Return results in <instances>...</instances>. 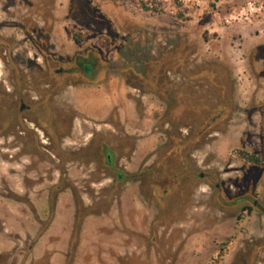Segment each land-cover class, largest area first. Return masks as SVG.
<instances>
[{
	"label": "rangeland",
	"instance_id": "374dc122",
	"mask_svg": "<svg viewBox=\"0 0 264 264\" xmlns=\"http://www.w3.org/2000/svg\"><path fill=\"white\" fill-rule=\"evenodd\" d=\"M167 54L196 111L171 123L166 82L141 80L164 74ZM76 57L104 72L56 83L50 106L72 132L16 136L14 70ZM53 80L29 102L52 96ZM93 134L128 175L114 194L112 177L83 167L103 157L70 155L89 153ZM262 153L264 0H0V264H264V157L248 162Z\"/></svg>",
	"mask_w": 264,
	"mask_h": 264
},
{
	"label": "flooded vegetation",
	"instance_id": "af4514ba",
	"mask_svg": "<svg viewBox=\"0 0 264 264\" xmlns=\"http://www.w3.org/2000/svg\"><path fill=\"white\" fill-rule=\"evenodd\" d=\"M171 60V54H167L166 62L164 64V74H156V70L155 72L150 71V73L148 72L146 75H141V80L145 82V86L149 85L157 87L158 83L161 84L162 81L166 82V89L164 90L162 97L166 106V115L170 119L167 120L168 123H171L172 117H174V119L178 117L179 121L183 120L184 117H187L186 113L189 111V109L193 113L196 112L193 107H190L188 105L187 96L185 94L187 93V91H183L180 86L176 88V86L174 87V85L171 83L173 73ZM74 65L75 67L67 69L58 67L57 69H53V71L43 68L40 70L41 73H27L28 77H25V75L20 72L21 70L19 71L20 73L17 69L14 70V82L18 84L19 88H17V90L20 91L18 96L19 99L16 101H11L8 106L7 125L10 131L15 132L16 136L18 137L22 136V138H27L29 135L34 136L35 133L31 131H35L37 134V138L41 139L40 136L42 135L43 138L46 137L47 139H49V141L60 140L68 137L67 135L70 134L73 130L74 118L73 120H71V118L68 116L59 115V111H53L50 106L53 96L55 95L54 90L56 87V83H58V87H60V85L62 84L64 85L70 81H74V79H80V81L84 83H94L96 79L102 77L104 72V68H99V65L93 61L92 57H76L74 59ZM157 76H159V79L157 78ZM162 76L165 77L163 78ZM49 79H54L53 81H50V83H48H54L51 85V87H49L53 89L52 96L48 94L45 96L40 95L39 98L37 96V99H33V102L30 103L29 97L30 94H33V91L30 92L29 89L31 88L33 90V84L35 82L40 86L49 81ZM10 87L12 88V86ZM23 90L26 92V95H24V97L22 95ZM157 91L158 93H160V88L157 89ZM8 92L12 93V90H9ZM29 123L32 125L28 126ZM91 139L92 140L88 145V149H90V152L88 151L89 153L84 155L80 153L70 155L72 158L75 156L79 157V164H83V161L86 159L92 160L95 157H103V167H99L96 164L85 163L83 164V167L89 168L91 175L94 174L105 177H112L113 180H111L112 182L111 185L108 186L107 192H109L110 194H114L119 190L120 185L125 181L128 175H126V173L123 171V168L119 167L116 164L117 154L113 151V149H111V147H109V145L106 144V142H100V147L98 148L97 145L95 146L92 144L96 140V135L93 134L91 136ZM166 154L167 155L162 160L164 162H166L171 157L172 153ZM201 179L205 180V176H201ZM170 186L172 187V185ZM220 188L221 185L218 184L216 189L219 190ZM171 192V188H168L166 190L167 194ZM254 205V207L257 208V204L255 203Z\"/></svg>",
	"mask_w": 264,
	"mask_h": 264
},
{
	"label": "trees",
	"instance_id": "16d2710c",
	"mask_svg": "<svg viewBox=\"0 0 264 264\" xmlns=\"http://www.w3.org/2000/svg\"><path fill=\"white\" fill-rule=\"evenodd\" d=\"M263 157H264L263 153L260 155V158L249 157L248 162L253 164V165L262 166V161L261 160H262Z\"/></svg>",
	"mask_w": 264,
	"mask_h": 264
},
{
	"label": "built area",
	"instance_id": "2783aa9c",
	"mask_svg": "<svg viewBox=\"0 0 264 264\" xmlns=\"http://www.w3.org/2000/svg\"><path fill=\"white\" fill-rule=\"evenodd\" d=\"M255 5H250L247 9L246 12L248 14H250V16L254 15V14H258L262 11V7H260L259 9L254 7Z\"/></svg>",
	"mask_w": 264,
	"mask_h": 264
}]
</instances>
